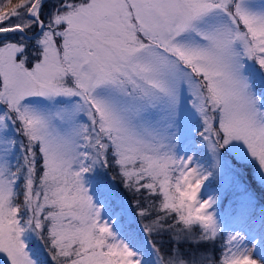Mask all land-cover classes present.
I'll use <instances>...</instances> for the list:
<instances>
[{
  "label": "snow or ice",
  "instance_id": "obj_1",
  "mask_svg": "<svg viewBox=\"0 0 264 264\" xmlns=\"http://www.w3.org/2000/svg\"><path fill=\"white\" fill-rule=\"evenodd\" d=\"M108 169L137 198L138 230ZM257 188L264 199V0L0 11V264H42L33 237L54 264H264ZM221 191L249 231L217 258Z\"/></svg>",
  "mask_w": 264,
  "mask_h": 264
},
{
  "label": "trees",
  "instance_id": "obj_2",
  "mask_svg": "<svg viewBox=\"0 0 264 264\" xmlns=\"http://www.w3.org/2000/svg\"><path fill=\"white\" fill-rule=\"evenodd\" d=\"M11 2H15V3L12 4ZM18 2H19V0H0V11H3L6 13ZM10 4H12V6H10ZM8 5H9V7H7ZM13 22H15V21H13ZM107 175H108L109 179H112L114 190L116 191V193L118 194L120 199L124 201L125 207L128 210V219L130 221H132V227L136 228L138 230L139 224L141 222V218L139 216L134 215L136 212L139 211V209L136 207L137 198H135L131 192L127 191L123 187L121 180H120V177L116 176L115 172L112 169L107 170ZM113 177H114V179H113ZM206 183H208V182H206ZM256 196H257V200H256L255 211L257 214H259V212L261 211V207L264 206V199H261L260 192H259L258 188L256 189ZM233 206H234L233 203H231L229 217L233 218V219H229V223L235 224V225H238V226H241L244 228H248V226L246 224H243V223L237 221L233 217V215H232ZM155 239L157 240V242L162 243L165 248L169 247V237L167 235L158 236V237H155ZM226 239H227V236L224 233L223 238H217L214 246L211 244L207 245L208 250L210 252H213L217 258L221 257L222 252L227 250L223 247V243H222V240H226ZM37 241H38L39 248L42 247L44 252L47 251V248L44 244V241H42L40 239H37ZM47 255H48V257L46 256V258H42L40 256L42 264H54V261H52L51 256L49 254H47Z\"/></svg>",
  "mask_w": 264,
  "mask_h": 264
},
{
  "label": "rangeland",
  "instance_id": "obj_3",
  "mask_svg": "<svg viewBox=\"0 0 264 264\" xmlns=\"http://www.w3.org/2000/svg\"><path fill=\"white\" fill-rule=\"evenodd\" d=\"M11 3L14 4L15 2H11ZM12 4H10V6H12ZM7 7H9V5ZM17 139H20V137H17ZM180 154L181 155L184 154L183 146H181ZM188 154L194 155V153H192V152H189ZM219 188H220V181H218V180H212L208 183H205V185L202 186L203 198L206 199L208 197V195L217 194V190ZM232 199L233 198H232V195L230 192L221 191L220 194L218 195L217 205L214 206V208L212 209L213 211H215L218 214L219 218H222L225 221L227 227L223 228V233H225L226 236H228L229 231H231L232 229L240 231L242 234L244 232L249 231L248 228H242L241 226L229 223V219H233V218L229 217ZM250 235H251V233H250ZM31 246L33 249L39 251V254L42 258H46V256L48 257L47 254H49V253L47 251H45L46 252L45 253L43 251L42 247L39 248L38 241H37L36 237H33L32 241H31Z\"/></svg>",
  "mask_w": 264,
  "mask_h": 264
}]
</instances>
